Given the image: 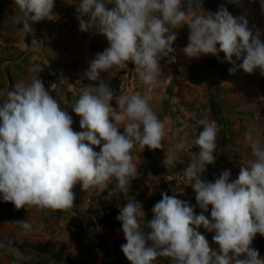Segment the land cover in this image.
Instances as JSON below:
<instances>
[{
    "label": "clouds",
    "instance_id": "clouds-1",
    "mask_svg": "<svg viewBox=\"0 0 264 264\" xmlns=\"http://www.w3.org/2000/svg\"><path fill=\"white\" fill-rule=\"evenodd\" d=\"M232 2L239 5L241 0ZM13 3L22 14L18 22L25 34L33 32L35 23L59 19L53 15L55 0ZM260 4L264 10V0ZM76 14L81 32L101 35L109 45L95 54L83 74L97 83L85 85L71 107L81 131L73 129L72 116L39 75L28 85L21 82L0 93V198L17 210H68L74 206L77 184L83 191H103L112 184L105 197L109 201L114 193L129 191L137 176L132 150L137 145L160 149L165 122L146 97L116 95L100 75L131 63L143 84L157 86L161 60L176 62L173 43L180 28L189 30L182 49L189 59L219 57L222 52L234 65L229 74L237 71L235 56L243 60L239 69L264 77V29L250 27L246 12L233 17L224 6L204 11L201 0H187L186 10L184 0H79ZM201 123L194 140L200 151L184 170L201 214L194 215L187 201L162 193L147 220L143 204L129 200L116 220L126 240L121 251L130 264H155L159 257L169 258L171 264H264L252 247L257 234L264 237V144L246 134L253 159L240 168L238 177L231 180L226 169L214 181L204 180L202 173L216 163L219 127L215 121ZM184 148V143L175 145L176 150ZM210 205L211 219L204 214ZM17 222L30 228L26 220ZM201 226L215 233L218 250L197 231Z\"/></svg>",
    "mask_w": 264,
    "mask_h": 264
},
{
    "label": "rangeland",
    "instance_id": "rangeland-1",
    "mask_svg": "<svg viewBox=\"0 0 264 264\" xmlns=\"http://www.w3.org/2000/svg\"><path fill=\"white\" fill-rule=\"evenodd\" d=\"M201 2L204 11L217 12L224 6L233 17L246 12L250 27L264 29L260 0H241L239 5L232 0ZM78 3L79 0H55L53 15L59 19L35 23L33 32L25 34L18 22L22 14L13 0H0V93L12 90L21 82L28 85L39 75L61 108L72 116V127L77 132L81 131L80 118L71 107L85 85L97 83L84 79L83 74L95 54L109 46L105 37L79 30ZM184 7L186 10L187 0ZM188 35L186 26L177 30L173 43L176 62L161 60L160 82L155 87L143 84L131 63L126 69L114 68L100 75L116 95L138 93L146 97L165 122L166 136L160 149H142L137 145L132 150L137 176L127 193L112 195L114 211L105 214L100 209V202L112 184L103 191H83L77 184L73 189L74 206L68 210L36 207L17 210L0 198V238L14 239L18 244L14 248L0 246V264H130L121 251L126 240L121 223L116 220L119 208L129 200L143 204L147 220L152 218L151 209L162 199V193L187 201L194 215L201 214L196 193L187 185L184 170L195 161L193 154L200 151L194 140L202 131V121H215L219 132L216 163L207 166L201 178L214 181L227 169L231 171L230 179L235 180L240 168L253 159L246 134L251 133L264 144V77L258 71L249 75L239 69L243 60L235 56L237 71L229 74L228 69L234 65L224 59L222 52L219 57L202 55L199 59H189L182 51ZM112 102L116 107L115 99ZM178 143H184L185 148L176 150ZM210 213L211 205L204 214L211 219ZM23 220L30 225L29 229L17 222ZM197 231L206 237L210 248L219 249L213 241L214 232L203 226ZM252 247L264 257V237L257 234ZM155 264H171V261L159 257Z\"/></svg>",
    "mask_w": 264,
    "mask_h": 264
},
{
    "label": "trees",
    "instance_id": "trees-1",
    "mask_svg": "<svg viewBox=\"0 0 264 264\" xmlns=\"http://www.w3.org/2000/svg\"><path fill=\"white\" fill-rule=\"evenodd\" d=\"M112 103H114V102H112ZM201 179H204V177L201 178ZM204 180H206V179H204ZM112 203H113L112 200L109 201V200H107V199L104 198L100 202L101 212L102 213H105V214H108L110 212H113L114 209L112 208V205H113ZM0 246H6V247L14 248V247H18V244H17V242L14 239H10V238H0ZM39 248L46 249V246H39ZM46 251L44 250V252H46Z\"/></svg>",
    "mask_w": 264,
    "mask_h": 264
}]
</instances>
